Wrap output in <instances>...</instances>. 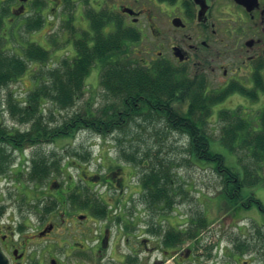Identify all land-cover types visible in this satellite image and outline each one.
Masks as SVG:
<instances>
[{"label":"flooded vegetation","instance_id":"af4514ba","mask_svg":"<svg viewBox=\"0 0 264 264\" xmlns=\"http://www.w3.org/2000/svg\"><path fill=\"white\" fill-rule=\"evenodd\" d=\"M61 10L65 21L74 12L86 31L96 20L107 34L134 36L129 47L139 48L135 50L139 59L131 56L130 63L148 70H185L189 80L222 98L213 110L218 117L223 111V118L229 117L225 120L246 123L252 132L243 136L248 141L260 137L264 128V0H0L4 24L22 25L40 16L49 22L48 13L58 16ZM235 112L236 116L229 115ZM3 144H7L4 169L16 173L17 143ZM61 164L69 180L65 185L52 184V180L44 189L26 190L30 200L0 199V264H223V216L221 234L214 239L206 230L195 231V219L180 224L175 217L176 199L167 217L148 209L147 203L163 208L146 200V190L133 168L138 180L133 170L106 157L95 172L74 166L76 177L67 175L66 162ZM261 171L256 176L264 177ZM17 186L13 187L19 190ZM254 188L258 189L233 191L232 196L240 199L233 220L253 207L264 215V182ZM74 190L77 201H69ZM220 206L223 214V193ZM100 207L102 215L97 213ZM260 258L264 264V256ZM249 259L237 255L234 261H256Z\"/></svg>","mask_w":264,"mask_h":264},{"label":"trees","instance_id":"16d2710c","mask_svg":"<svg viewBox=\"0 0 264 264\" xmlns=\"http://www.w3.org/2000/svg\"><path fill=\"white\" fill-rule=\"evenodd\" d=\"M42 23V20H38L30 26L39 29ZM2 26L3 23L0 21V29ZM103 27L104 25L94 22L95 36L92 39L95 41L94 45L89 47L78 41L77 58L74 63L69 64L63 60L59 66L47 70L49 80L43 81V84L27 97L24 105L16 100L13 93L8 94L7 110L11 118L22 125H31L29 131L18 133L15 137L0 127V146L12 140L11 144L14 141L22 150L40 140L54 141L56 138L73 136L82 131H89L103 138L117 134L115 146L118 157L141 170V184L146 190V200L155 205L161 203L162 207L167 209H172L177 196L182 200L181 198L188 195L187 187L178 182L179 169L183 167L209 165L218 175L219 181L221 180L223 192L229 196H232L233 191L239 187L243 189L263 183L264 178L252 176L250 167L245 168L246 176L241 179L238 169L227 166L223 155L213 151L214 139L208 132L207 125L212 108L222 98L207 93L204 86L193 83L185 76L186 71L181 68L151 71L129 61H113L103 76V85L112 94L113 100L98 111H92L88 105L81 114H73L69 119H65L59 128L53 127V119L48 121V114H44L49 112L46 107L48 101L59 106L62 111L75 107L86 93L85 79L94 63L101 62L104 57L114 56L116 60L123 54L126 55L127 42L134 41L133 36L124 37L122 33L107 36ZM50 60V53L33 43L24 49L23 57L10 55L0 39V88H7L20 81L29 69L30 63L46 65ZM131 124L137 128L131 129ZM174 132L179 135L185 134L188 140V160L180 153H172V150L165 152V141ZM261 132L256 142L245 138L242 142V134L246 136L252 132L246 123L232 119L221 128L222 137L218 142L231 151L241 144H244L246 149L254 150L256 166L261 169L264 165V128ZM140 133L147 135L144 149L141 145L133 144L144 140L145 136ZM74 154L83 162H89L92 158L91 153ZM6 162L4 152L0 149V174L6 172L4 169ZM42 168L38 166L30 179L36 180L44 174ZM71 199L73 201L74 197ZM237 200L239 199H236V202ZM103 212L102 207L97 210L99 215ZM199 226L205 225L200 222ZM257 239L258 244L264 247V239L262 237ZM234 242L235 249L243 255L252 247V243L239 240Z\"/></svg>","mask_w":264,"mask_h":264},{"label":"rangeland","instance_id":"374dc122","mask_svg":"<svg viewBox=\"0 0 264 264\" xmlns=\"http://www.w3.org/2000/svg\"><path fill=\"white\" fill-rule=\"evenodd\" d=\"M68 9L70 8H64V10ZM63 12L64 11L61 10L58 16H53L52 14L48 13L49 23H46L43 30L39 33L32 31L31 33L34 34L30 35V31L26 29L24 24L19 27L16 26L17 28L14 27L13 30L16 29L14 31L12 30V28H8V30L6 31L7 34L5 33V37L8 36L11 42L9 43V45L6 39H4V42L6 50L10 55L15 54L17 56H21L23 54L24 48L27 47L28 42H36V40L39 42L37 43L41 44L42 46H44L45 40L48 41L50 45L47 44V48L54 50V54L52 55L53 60H51L48 64H31L30 71L26 73L20 79V81L11 84L7 88L0 89V124L2 126H7L11 128L14 124H16L14 123V120L10 118L9 113L5 108L7 94L10 92H15V98L18 101H25L33 91L37 90V88H39L43 84V81L49 80V76L46 71L52 67L59 66L60 63L58 61H61V59L63 60L68 56L66 46L68 45V40L72 38L70 32L73 31V28L70 31L67 28L68 21L63 20V17L61 15V13ZM73 13L70 14L72 19L71 25H74L75 27L77 26V32L80 33L82 29L79 27V24L76 20V17L78 16ZM31 36H35L36 38L33 37L32 40L28 41V38H31ZM16 40L24 43L26 42L27 44H21L20 47H17L18 41ZM12 42H14V44ZM131 42L133 41H130V43ZM138 49L139 48H133L128 46L126 48L127 56L122 55L115 61H129V59H131V56H133V58L139 59V57L135 55V50ZM101 67L102 66L100 64H97L92 69V73L90 74L89 78L86 79V94L76 103L75 107H73L72 109L62 111L60 110L59 106L53 104L51 101H48L47 106L49 112H45V114H48V121L53 119L52 125L54 127L59 128V126L62 125L63 121L65 119H69V117H71L73 114H81L82 112H84L88 107V102H92L94 104L92 111H97L98 108H101L106 105L104 103L106 100L103 98L102 90L100 87L98 89L100 76L99 71ZM229 115L236 116L237 112ZM217 120L218 116L214 112L213 119H211V123L207 125V130L209 133L212 134L214 139V143L212 144L213 151L224 155L226 158V165L234 167L237 166L240 172V166H246L245 164H247L248 166V163L252 166L253 163H256V160H253V155L249 152V149H244V144H241V146L231 151L218 142L219 139L222 137L221 128L223 127V121L222 123H220L217 122ZM226 123H228L227 120L225 121V124ZM20 128L22 130L25 129L24 126H20ZM134 144L137 146L138 144H140L143 149L146 146V143L140 141H137V143ZM164 147L166 150L165 152L172 150L171 152L174 154L180 153L185 160H188L189 158L187 152L188 141L184 137L180 139L177 135L170 136V138L165 141ZM0 149L1 151L5 152V145L3 144ZM101 150L104 151V155H108L109 159L117 165V153L114 146L109 144L108 142H104V140L98 138L97 136H93L89 132H78L73 136H68L62 139L57 138L54 144L43 145L39 149H27L24 151V153L15 152L16 159L18 158L16 164L23 165L22 168L24 174L13 175L8 179V181L0 183V199H10L19 201L30 200L32 198L26 196V190L30 189L33 191L35 190V187H40V189H44L53 180L49 177L43 178L41 181H39L38 179H30V172L27 168L30 166L29 161L33 155V152H56L57 154H61L63 158H65L63 154L66 153V162H71L69 159L70 154L71 156H74L73 154L75 152L81 155L91 153L94 159L91 161V164L86 167H89L90 172H95V170L97 169V165L99 164V162H101L104 156L102 154L103 151ZM236 154L242 156L243 159L240 158L237 161V159L235 158L237 156ZM23 159L25 161L20 162V160ZM63 160L65 161V159ZM123 165L124 163H122V168H124ZM128 168L133 170L131 167ZM70 172L72 173V175L76 176V172L74 169H71ZM127 172L128 174H130L129 171ZM133 172L136 176L135 170H133ZM254 172L256 173V170H254ZM261 172L264 175V168ZM179 175L180 179L178 180V182L183 183L186 187L189 186V194L181 198L182 204H180L177 209H175L176 211H178V216L175 217L180 222V224H185L190 221V219L197 217V215H195V212L199 214L200 218L202 216V211H204L203 208H209L210 204L216 199L215 196H209V194H218L220 190V181L216 177V174L214 173L213 169L209 167V165L198 164L197 166H187L184 169H179ZM136 179L138 180L137 176L135 177V180ZM14 180L16 181L13 185L12 182ZM55 181L65 184L66 179L63 176L58 175L56 176ZM131 183H134V181L131 180ZM16 185H18L17 187H19V190H17L16 187H13ZM257 189L258 188H253L252 191H256ZM202 196L209 197H205V200H203L201 199ZM261 201L264 205V198L261 199ZM147 207L148 209L153 211L155 215L162 217L168 216L167 210L165 209L150 207L148 203ZM209 209H211L209 210V212L207 210L206 211L209 215H207L208 218H210L211 220V224L205 232L207 234H210V236H212V238L214 239H218L221 234L219 223L223 216V264H236L234 261L237 256V252L234 247V241L236 240L249 244L252 243L253 245L251 244L252 247L250 246L251 248L247 251V254H245V258L247 260H250L249 258L255 259L256 261H254V264L262 263L263 258H260V256L258 257V254L264 255V247L258 244L257 237H264V226H261L262 224H264V215L259 211V209L257 207H253L252 209L246 211L245 215L248 218L245 216L239 222L232 219V211L231 209H229V206L227 205L225 199L223 202V214H221V211L219 212V210H217L215 206ZM160 211L163 212L162 215L159 214ZM251 219L253 221H251ZM254 221L259 225H255ZM259 232L260 234H258ZM226 249L228 250L230 255H228V253H224ZM258 249L260 250L258 251ZM240 257H242V255H240Z\"/></svg>","mask_w":264,"mask_h":264}]
</instances>
